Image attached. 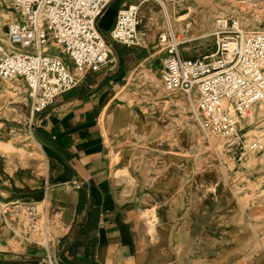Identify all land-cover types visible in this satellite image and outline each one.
I'll return each instance as SVG.
<instances>
[{
    "label": "rangeland",
    "instance_id": "374dc122",
    "mask_svg": "<svg viewBox=\"0 0 264 264\" xmlns=\"http://www.w3.org/2000/svg\"><path fill=\"white\" fill-rule=\"evenodd\" d=\"M160 1L115 0L116 4L138 5L139 28L145 34L138 45L114 43L122 55L127 50L133 53L126 58L117 56L115 66L107 71L113 73L120 64L124 70L106 107L100 115L96 113L110 150L112 180L122 209L138 225L141 248L149 251L143 257L144 264L154 259H165L163 264H264V109L260 108L264 103L250 109L237 128L239 140L232 143L229 138L205 131L195 114L196 95L167 91L161 75L163 59L173 43L168 36L161 42L169 24L180 36L181 54L199 57L217 47L212 33L218 16H238L246 31L264 30V0H213L214 8H209V0H202L188 18L193 24L187 34L182 30L185 23L177 16L188 11L184 3L189 0L182 4L165 0L172 18ZM116 11L112 6L108 16L97 22L103 33L108 32L106 20L113 27ZM202 12L211 15L206 26L200 22ZM14 19L15 12L0 1V25L7 30ZM6 34L0 32L1 41ZM107 72L88 73L84 81H98ZM154 76L160 83H155ZM110 87L108 83L106 88ZM163 93L168 99L177 97L182 104L164 102L160 97ZM115 107L128 112L131 120L118 124L120 113ZM135 110L138 114L133 113ZM38 115L32 118L21 79H0L1 168L4 164L20 166L46 176L47 161L41 150L45 144L36 129ZM134 118L144 121L141 131ZM38 152L42 155L40 165L39 156H35ZM73 185L80 188L78 180ZM167 203L172 215L156 221L151 210ZM2 204L0 239H20L33 259L48 262L55 257L52 246L50 252L44 246L56 240L52 202ZM30 206L37 208V213L30 214ZM33 221L39 223L37 228L32 227Z\"/></svg>",
    "mask_w": 264,
    "mask_h": 264
},
{
    "label": "built area",
    "instance_id": "2783aa9c",
    "mask_svg": "<svg viewBox=\"0 0 264 264\" xmlns=\"http://www.w3.org/2000/svg\"><path fill=\"white\" fill-rule=\"evenodd\" d=\"M0 1L15 12L7 41L0 40V79L24 82L32 118L88 73L113 64L114 43L131 46L145 40L136 6L119 5L113 27L106 34L98 28L99 17L114 0ZM166 32L161 42L168 36L173 43L161 68L165 88L196 95L202 128L237 142L242 119L264 100V30L246 31L238 16H218L212 33L217 47L199 57H184L170 24Z\"/></svg>",
    "mask_w": 264,
    "mask_h": 264
},
{
    "label": "crops",
    "instance_id": "0c3cea01",
    "mask_svg": "<svg viewBox=\"0 0 264 264\" xmlns=\"http://www.w3.org/2000/svg\"><path fill=\"white\" fill-rule=\"evenodd\" d=\"M119 5L114 0L98 22L108 16L112 6L117 9ZM106 23L109 31L110 20ZM127 51L122 55L121 49L114 46L116 57L131 56L133 52ZM111 66L115 64L102 71L107 72ZM123 71L120 64L113 73L107 72L98 81L86 84L84 79L78 87L56 97L38 115L37 135L45 144L49 159L45 177L36 169L27 171L20 166L12 168L4 164L1 168L0 165L1 201L9 206L15 201L27 203L49 199L52 202V219L57 227L52 248L57 264H144L143 257L148 256L149 251L141 248L137 223L122 209L123 202H120L112 180L110 150L100 127V111L106 107L116 84L120 83ZM108 83L109 89L106 88ZM96 113H99L98 117ZM76 180L80 182L77 189L73 185ZM81 194L86 200L81 204L82 211L78 212ZM163 207L167 215H172L168 203ZM89 210H96L95 228L85 226ZM11 240L18 242L19 252L12 249ZM72 247L77 248L75 252L70 250ZM31 256L18 238L9 237L6 242L0 239V264L45 262V259Z\"/></svg>",
    "mask_w": 264,
    "mask_h": 264
},
{
    "label": "bare ground",
    "instance_id": "6f19581e",
    "mask_svg": "<svg viewBox=\"0 0 264 264\" xmlns=\"http://www.w3.org/2000/svg\"><path fill=\"white\" fill-rule=\"evenodd\" d=\"M213 0H209V8H214L215 6V3H213L212 2ZM161 3H162V5H163V7L165 8V10H166V14L167 15H169L171 18H172V15L170 14V8H169V6H168V3L165 1V0H161L160 1ZM177 2H181V4H182V2H183V0H177ZM200 2H202V0H189L188 2H186V3H184V6H186V9L188 10L187 12H185V13H183V14H181V15H179V16H177V20L178 19H181L184 23H185V25H184V27L182 28V30H183V32L185 33V34H187L190 30H189V28L192 26V22L188 19L190 16H191V13L193 12V9L196 7V5L197 4H199ZM120 5H122L123 6V8H126V7H132V6H136V7H138V5L137 4H135V3H133V2H126V3H122V4H120ZM169 9V10H168ZM201 20H200V22H202V23H204V25L206 26L207 25V20L208 19H210V16L211 15H209L208 14V12H202L201 14ZM10 22H9V26H10ZM7 25V26H8ZM9 26L7 27V30H5V25H0V32L1 33H7V31H8V28H9ZM195 26H197V23H196V20H195ZM6 31V32H5ZM7 35V34H6ZM179 39H180V36H179ZM0 40H2V38H0ZM3 41H7V38L4 40L3 39ZM189 46H192V45H187V47H189ZM215 49H216V47H215ZM214 49V50H215ZM154 78V81H155V83H160V81L154 76L153 77ZM11 80H16V79H11ZM8 81V80H7ZM23 85H24V87L26 88V86H25V84H24V82H23ZM164 89H166L165 88V86H164ZM167 90V89H166ZM168 91V90H167ZM168 95H165L164 93L160 96L161 97V99H164V102H166V103H170V101H171V103H178V104H182V101L180 100V99H178L177 97H175V96H172L171 97V99L169 98L168 99V97H167ZM177 96V95H176ZM192 102H194L193 100H192ZM262 103H264V100H262L261 101ZM260 108H261V110H263L264 109V104H261V106H260ZM115 112H118V113H120V116H116L117 117V119H119V117H120V120H118V124H121V125H123L124 123H128L129 122V120H131L130 119V117H128V112H125V111H123V110H118L117 109V107H115ZM103 112H104V110H103ZM133 113L134 114H138V112L135 110V111H133ZM251 115H253V112H250V116ZM133 120H136V125L138 126V128H137V130L138 131H141L140 130V128H142V127H144L145 126V123H144V121L141 119V118H134ZM175 133H174V131H173V135H174ZM170 135H171V132H170ZM34 148L36 149V146H34ZM41 150L44 152V155H45V159H46V161H47V169H48V167H49V159H48V156H47V154H46V151H45V149L43 148V146L41 145ZM36 157L37 156H39V159H38V163L37 164H39L40 165V162H41V160H42V155H41V153L40 152H38L36 155H35ZM29 163V162H28ZM36 163H34V165L35 166H38ZM3 202L0 200V209H2V207H4L3 206V204H2ZM6 207H7V203H6V205H5ZM47 206V205H46ZM29 209L28 210H30V209H32V212H29L30 214H34V213H37V208H34V207H28ZM8 209V208H7ZM9 210V209H8ZM47 210V209H46ZM5 214V213H4ZM8 215L10 216V218L12 219V215L10 214V212L8 213ZM151 215H152V217L156 220V221H159L161 218L162 219H165V217L167 216V213H166V211H165V209H164V207L162 206V207H159L158 208V206H156L155 208H153L152 210H151ZM15 224H18V222L17 221H15L14 219L12 220ZM7 222H8V220H7ZM34 223H36L37 224V222L36 221H33V224ZM8 224L11 226V224L12 223H10V222H8ZM38 225H39V223L34 227V226H32V227H34V228H37L38 227ZM13 226V225H12ZM48 239H49V235H48ZM19 240V243L20 244H22V242H21V240L20 239H18ZM44 246L47 248V250L50 252V250H51V246H52V244L50 245L49 244V242H45L44 243ZM178 249V248H177ZM152 264H155V263H159V264H163L164 262H166L165 261V259H159V260H156V259H154V260H151L150 261ZM35 264H37V263H35ZM43 264H56L55 263V261H53L52 259H50V260H48V262L47 261H45V262H43Z\"/></svg>",
    "mask_w": 264,
    "mask_h": 264
},
{
    "label": "trees",
    "instance_id": "16d2710c",
    "mask_svg": "<svg viewBox=\"0 0 264 264\" xmlns=\"http://www.w3.org/2000/svg\"><path fill=\"white\" fill-rule=\"evenodd\" d=\"M86 196L84 194H81L80 195V204H79V207H78V212H81L82 211V203L85 202V199ZM95 216H96V210H89V213H88V216H87V224L85 225L87 228H91V227H96L97 226V220L95 219ZM84 226V227H85ZM79 231L83 232V229L81 230V228H79ZM77 248L75 247H72L70 250L72 252H75Z\"/></svg>",
    "mask_w": 264,
    "mask_h": 264
},
{
    "label": "water",
    "instance_id": "95a60500",
    "mask_svg": "<svg viewBox=\"0 0 264 264\" xmlns=\"http://www.w3.org/2000/svg\"><path fill=\"white\" fill-rule=\"evenodd\" d=\"M9 244L14 251H18V252L20 251V247H19L18 242L16 240H11L9 242Z\"/></svg>",
    "mask_w": 264,
    "mask_h": 264
}]
</instances>
